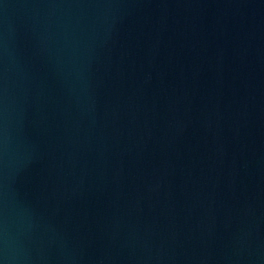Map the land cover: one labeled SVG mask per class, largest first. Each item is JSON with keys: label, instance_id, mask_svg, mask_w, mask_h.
Masks as SVG:
<instances>
[{"label": "water", "instance_id": "water-1", "mask_svg": "<svg viewBox=\"0 0 264 264\" xmlns=\"http://www.w3.org/2000/svg\"><path fill=\"white\" fill-rule=\"evenodd\" d=\"M0 264H264V0H0Z\"/></svg>", "mask_w": 264, "mask_h": 264}]
</instances>
